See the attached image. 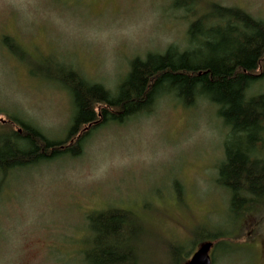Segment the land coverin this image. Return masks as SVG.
<instances>
[{
  "label": "rangeland",
  "instance_id": "rangeland-1",
  "mask_svg": "<svg viewBox=\"0 0 264 264\" xmlns=\"http://www.w3.org/2000/svg\"><path fill=\"white\" fill-rule=\"evenodd\" d=\"M210 2L264 20V0H0V124L14 116L64 138L71 98L32 76V62L51 58L114 92L133 58L198 48L188 28ZM250 93H264V79ZM221 123L207 101L184 107L165 95L149 113L93 131L77 157L0 174V264H82L87 216L109 207L139 217V264H186L200 225L234 238L212 246V264H264V214L232 218L215 183Z\"/></svg>",
  "mask_w": 264,
  "mask_h": 264
},
{
  "label": "trees",
  "instance_id": "trees-1",
  "mask_svg": "<svg viewBox=\"0 0 264 264\" xmlns=\"http://www.w3.org/2000/svg\"><path fill=\"white\" fill-rule=\"evenodd\" d=\"M188 42L198 48L178 50L169 45L161 53L133 58L114 92L51 58L38 64L30 59L32 76L67 91L73 114L64 138L55 140L14 116L0 124L2 178L56 157H77L93 131L149 113L162 96L169 95L184 107L200 101L216 107L225 137L215 183L228 196V213L232 218L251 212L263 215L264 93L250 89L264 79V20L239 7L210 2L190 24ZM2 44L20 59L27 55L8 35ZM87 222L90 235L81 251L82 264H139L140 237L135 228L139 217L133 212L109 207L90 213ZM195 240L214 241L218 249L234 238L200 225Z\"/></svg>",
  "mask_w": 264,
  "mask_h": 264
},
{
  "label": "water",
  "instance_id": "water-1",
  "mask_svg": "<svg viewBox=\"0 0 264 264\" xmlns=\"http://www.w3.org/2000/svg\"><path fill=\"white\" fill-rule=\"evenodd\" d=\"M212 246L211 241L201 243L186 264H212L210 256Z\"/></svg>",
  "mask_w": 264,
  "mask_h": 264
}]
</instances>
